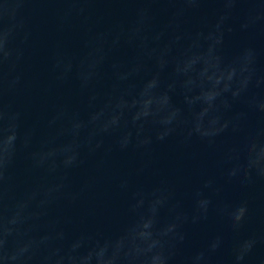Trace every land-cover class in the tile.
<instances>
[{"label": "water", "instance_id": "1", "mask_svg": "<svg viewBox=\"0 0 264 264\" xmlns=\"http://www.w3.org/2000/svg\"><path fill=\"white\" fill-rule=\"evenodd\" d=\"M0 264H264V0H0Z\"/></svg>", "mask_w": 264, "mask_h": 264}]
</instances>
